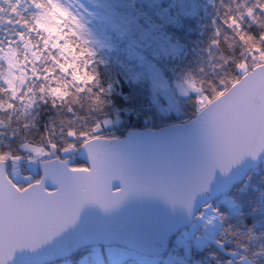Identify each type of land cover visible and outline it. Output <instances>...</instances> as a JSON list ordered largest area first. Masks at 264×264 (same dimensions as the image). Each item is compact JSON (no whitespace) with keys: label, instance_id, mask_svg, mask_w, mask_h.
<instances>
[{"label":"snow or ice","instance_id":"6c2138e0","mask_svg":"<svg viewBox=\"0 0 264 264\" xmlns=\"http://www.w3.org/2000/svg\"><path fill=\"white\" fill-rule=\"evenodd\" d=\"M0 264H264V0H0Z\"/></svg>","mask_w":264,"mask_h":264}]
</instances>
